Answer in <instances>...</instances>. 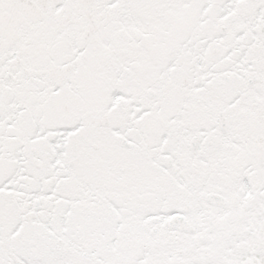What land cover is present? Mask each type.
<instances>
[{
  "label": "snow or ice",
  "instance_id": "obj_1",
  "mask_svg": "<svg viewBox=\"0 0 264 264\" xmlns=\"http://www.w3.org/2000/svg\"><path fill=\"white\" fill-rule=\"evenodd\" d=\"M0 264H264V0H0Z\"/></svg>",
  "mask_w": 264,
  "mask_h": 264
}]
</instances>
